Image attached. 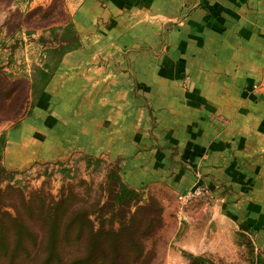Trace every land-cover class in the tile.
<instances>
[{"label":"crops","instance_id":"obj_1","mask_svg":"<svg viewBox=\"0 0 264 264\" xmlns=\"http://www.w3.org/2000/svg\"><path fill=\"white\" fill-rule=\"evenodd\" d=\"M71 22L81 47L5 158L81 149L118 160L135 188L206 185L263 255L264 0H79Z\"/></svg>","mask_w":264,"mask_h":264},{"label":"trees","instance_id":"obj_2","mask_svg":"<svg viewBox=\"0 0 264 264\" xmlns=\"http://www.w3.org/2000/svg\"><path fill=\"white\" fill-rule=\"evenodd\" d=\"M51 32L50 43L55 45L46 47L41 63L31 66L30 84L20 100L28 102V111L18 120L32 111L62 57L81 47L71 21L60 28L52 27ZM38 41L48 42L43 36ZM19 84L21 80L9 82L0 73V105L12 97L19 99ZM7 87L11 88L6 94ZM5 142L3 131L0 133V264L151 263L154 252L148 248V242L162 227L163 209L153 196L144 197L145 187L135 188L122 180L118 160L112 163L86 155L87 167L91 162L106 163L104 180L98 185L85 179L63 184L54 196L42 187L27 190L14 185L18 171L2 162ZM59 172L68 174L69 169L61 166ZM182 255L188 260L186 264H215L204 256L183 250ZM250 264H264V257L252 255Z\"/></svg>","mask_w":264,"mask_h":264},{"label":"rangeland","instance_id":"obj_3","mask_svg":"<svg viewBox=\"0 0 264 264\" xmlns=\"http://www.w3.org/2000/svg\"><path fill=\"white\" fill-rule=\"evenodd\" d=\"M78 2L0 0V73L3 72L9 82L21 80L22 83L18 87L19 99L12 97L0 105V133L4 131L6 136L2 162L7 168L18 171L14 181L17 187L27 190L42 187L54 196H57L63 184L76 183L80 179L98 185L104 180L106 163L99 165L91 162V166L87 167L84 158L90 154L77 149L64 157L52 159L47 155H26L21 165L15 167L5 158V148L9 145V131L21 126L25 129V123L33 113L32 110L29 115L18 120L28 111V102L20 100L30 84L31 66L40 64L45 57V48L55 45L54 42L50 43L53 41L51 28H60L71 21V13ZM39 36L48 42L43 44L38 41ZM10 88L5 89L6 94ZM94 157L106 162L117 161L104 155ZM57 161L62 162V165L56 164ZM61 166L68 168L69 173L59 172ZM67 176L74 178L69 179ZM142 193L144 197L156 198L163 209L162 227L155 238L148 242V248L154 252L150 264H186L188 260L182 255V250L204 256L215 264H250L252 255H261L254 235L222 218L221 212L208 198H197L182 204L168 189L157 185L145 187Z\"/></svg>","mask_w":264,"mask_h":264},{"label":"built area","instance_id":"obj_4","mask_svg":"<svg viewBox=\"0 0 264 264\" xmlns=\"http://www.w3.org/2000/svg\"><path fill=\"white\" fill-rule=\"evenodd\" d=\"M211 198V192L209 190V188L206 185H196L194 188H192L191 190L185 192V193H180L177 195L178 200L182 203V204H186L190 201H192L193 199H197V198Z\"/></svg>","mask_w":264,"mask_h":264}]
</instances>
